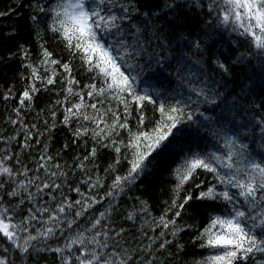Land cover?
<instances>
[{"label": "trees", "instance_id": "trees-1", "mask_svg": "<svg viewBox=\"0 0 264 264\" xmlns=\"http://www.w3.org/2000/svg\"><path fill=\"white\" fill-rule=\"evenodd\" d=\"M113 2L116 6L112 11L123 16L124 13L119 10L123 5L128 9L130 19L123 20L119 33H102V36L105 43L125 40L135 53L126 60L133 65L130 71L136 78V91L139 94L147 92L156 101V104L144 103L143 124L139 123L137 105L131 103L132 114L127 117L130 131L117 128L102 141L108 147H103L100 137L93 138L91 133L74 136L77 129H95L96 124L84 120L82 116L72 118L67 125L62 122L65 109L80 102L79 95L66 91L69 78L78 81L71 87L74 93L83 95L85 105L96 104L95 110L91 107L82 110L89 116L97 115L99 110L101 114L106 113L103 120L108 125L112 124L114 113L124 122V105L107 93L104 96L87 95L90 91L87 86L95 84L99 88L103 86V79L89 70L80 53L67 47L59 33L51 30L53 20L49 10L55 7L57 0H0V158L10 156L5 165L16 172L28 169L27 176L19 175L17 180L39 177L36 184L48 182L61 185L58 190L44 189L38 194L36 186L32 185L29 191L35 195L37 207L55 210L65 197L71 202L83 200L79 193L71 191L75 187L99 201L79 217H75V213L81 211L82 205L66 209L61 214V219L65 220L61 226L64 233L60 235L57 229L56 237L46 242L48 246H62L67 239L81 232L87 238L101 232L107 233V236L101 235L98 239L107 243L108 247L97 248V251H102L104 257L113 259L116 264L119 259L128 257H132L129 264H147L149 259L152 264H200L221 250L201 247L202 241L196 237L211 217L230 212L231 205L221 199L190 201L181 217L175 218L177 226L184 227V231L175 237L169 230L156 227L154 221L173 199L180 202L186 195L198 196L195 184L200 181H203L200 190L206 191L212 184H216L217 191L224 190V186L214 179V174L198 169L196 180L185 184L177 197L173 191L177 183L174 170L186 158L212 153L224 155L227 151L225 139L234 137L239 143L247 145V154L257 162H264V53L255 49L248 37L240 36L231 30V26L225 27L218 21L219 9L213 0ZM41 7L45 9L43 12ZM45 49L52 54L49 59L58 61L57 64L43 62ZM65 63L71 67L70 74L62 67ZM33 68L44 78L54 71L56 82L45 86L41 80L33 81ZM33 82L40 91L35 93L30 106L21 109L20 118L34 135L29 141L30 147L22 149L24 127L20 123H11V120L18 119L15 109L20 107L19 98ZM161 103L166 107H183V122L173 129L164 146L154 153L155 159L145 172L134 181L114 189L113 181L127 176L131 167L133 149L124 147L130 141V133L151 132L161 120L157 110ZM188 113L192 114L191 120L186 118ZM33 124L35 129L31 128ZM52 124L55 128L48 131ZM100 128H105V125L101 123ZM105 131L108 129L105 128ZM113 140L121 148L119 153L111 146ZM92 148H96V156L84 160ZM42 155L52 157L46 163L47 171L45 168L37 171L43 163L40 160ZM80 163L85 165L84 169L77 166ZM57 164L59 168L55 167ZM52 171L58 175L52 177ZM61 172L67 173V176L59 175ZM89 177L88 184L82 182ZM97 181L98 186L91 188L90 185ZM0 183H4L3 189H0L2 202L10 208L13 220L27 217V209L33 207V203L27 200V194H23L25 202L19 204L20 197L6 195L14 186L12 182L6 176H0ZM228 191L234 196L238 193L234 188ZM110 192L113 195H108ZM237 199L239 207L253 215L262 210L260 207L253 210L243 198L237 196ZM175 211L173 209L168 213L169 219L173 218ZM101 212L105 213V217H100ZM48 215L44 213L40 221L31 222L34 225L31 228L33 234L43 226ZM98 218L101 223L93 229L91 225ZM72 219L76 222L68 228L67 221ZM161 231L165 232V237L155 239L153 243ZM118 232L120 235L116 234ZM262 233L264 228L256 229L257 235ZM163 239L171 243L159 249L157 246ZM37 246L43 247L44 242ZM81 247L73 246L71 251L79 255ZM113 253L118 255L113 256ZM65 254H68L67 250ZM0 256H7L9 264H63L59 254L54 252L25 257L2 236ZM257 260H264V254H255V260L250 259L247 264H255ZM73 264L78 262L73 259Z\"/></svg>", "mask_w": 264, "mask_h": 264}, {"label": "snow or ice", "instance_id": "snow-or-ice-1", "mask_svg": "<svg viewBox=\"0 0 264 264\" xmlns=\"http://www.w3.org/2000/svg\"><path fill=\"white\" fill-rule=\"evenodd\" d=\"M213 3L219 9L217 19L222 25L225 27L231 26L233 32H237L242 37H248L255 49L261 50L264 53V0H219L218 3L217 0H213ZM115 6L113 0H57L55 7L49 10L52 13L53 20L50 26L51 30L59 33L69 49L81 54V59L88 65L89 70L94 71L103 79V86L99 88L95 84L88 85L87 87L90 91L87 95L90 97L94 94L104 96L107 93L117 100L118 103L124 105V122H121V117L114 113L113 122L111 125H108L103 120V115H106V113L101 114L97 110V115L89 116L82 111L87 107L95 110L97 106L96 104L85 105L83 95L74 93L71 87L72 84L78 83V81L74 78L68 79L69 87H67L66 91L69 94L79 95L80 102L65 109L62 122L67 125L72 118L79 116H82L84 120L93 121L96 124L95 129H77L73 135L79 137L91 133L93 138L100 137L103 147H108L109 145L103 144L102 141L110 137L112 132L117 128L129 130L127 117L132 114L129 107L131 103H135L138 111H140V124H143L144 121L142 111L144 103L147 101L156 104L152 95L147 92L139 94L136 91V78L130 71L133 65L129 64L126 60V57L134 56L135 53L129 49L127 42L120 39L115 43H105L102 36V33L113 35L119 33L123 20L130 19L127 8L121 5L119 10L124 15L118 16L112 11ZM44 10V8H40L41 12ZM51 55L45 49V60L43 62L57 64L58 61L49 59ZM62 67L66 73H71V67L68 63L63 64ZM55 76L56 73L54 71L47 78L40 76L35 68L32 71V80H41L45 83V86L54 84L56 82ZM39 91L40 89L34 82L24 89L19 98L20 107L15 109L18 119L11 120V123L23 125V119L20 118L21 109L25 106H30L35 93ZM7 98L5 97V99ZM57 103L60 102L58 101ZM157 110L161 114V120L151 132L139 131L137 133H130V141L124 147H131L133 149L131 167L127 176L117 177L113 181L114 189L121 188L125 183L134 181L145 172L148 165L155 159L154 153H157V150L164 146V142L172 135L173 129L181 124L185 118L184 108L177 105L166 107L165 104L161 103ZM108 111H111V109ZM52 116L53 118L55 117V112L52 113ZM98 116L99 118H97ZM186 118L191 120L192 114L188 113ZM101 123L108 129L107 132L105 128H100ZM45 124H48V122L45 121ZM23 127L25 136L23 138L22 149H27L30 147L29 141L32 140L34 133L30 131L28 125H23ZM31 128L35 129L36 125H31ZM51 128H55V124H52L47 130L50 131ZM110 143L117 153L121 151L116 141L113 140ZM64 147L68 148L69 146L64 145ZM225 147L227 151L224 155L212 153L209 156L196 155L186 158L174 170L177 183L173 189L176 196L179 197L184 185L194 182L197 178V170L203 169L206 172L214 174V179L224 186V190L217 191L216 184L207 187L206 191L200 190L201 184H203V181H200V183L195 184L196 189L199 191L198 196L189 194L183 197L180 202L173 199L164 213L154 221L156 227L169 230L170 234L175 237L179 232L184 231V227L177 226L175 218L181 217L182 211H186V205H189L190 201L194 199H221L231 205L229 215H215L211 217L200 235L196 237L197 240L202 241L201 247L221 250L217 254L207 257L200 264H247L250 259L255 260V254H264V233L261 235L256 234L257 228H264V162H257L247 154L245 151L247 145L239 143L234 137H227L225 139ZM46 151L47 149L45 148ZM95 156L96 148H92L89 156H85L83 159L88 160L89 157ZM9 159H11L10 156L0 158V176H6L14 185L6 195L9 197H20L19 204H23L25 202L23 194L26 193L27 200L33 203V207L27 209L29 213L27 217L14 221L10 208L3 204V196H0V236L9 242L13 249L18 250L25 257L39 255L41 252H54L59 254L63 264H73V259L78 264H116L113 259L104 257L102 251H97V248L105 249L108 247L107 243L101 242L98 239L101 235L106 237L107 233L96 232L91 238H87L86 234L81 232L67 239L62 246L55 248L48 246L46 242L56 237L57 229H59L60 235L64 233V229L61 226L65 220L61 219V214H64L66 209L72 208L74 205H82L81 211L75 213V217H79L92 204L99 201L94 196L82 193L79 187H75L71 188V191L79 193L83 200L77 199L71 202L65 197L62 202L56 205L55 210L48 207H37L34 202L35 195L29 191L32 185L36 186L37 194L43 192L44 189L58 190L61 188V185L48 182L36 184V180L39 177L17 180L16 177L19 175L27 176L28 169L24 168L21 172L14 171L12 167L5 165V161ZM40 160L43 163L39 165L37 171L40 168H45L47 171L46 163L47 161H51L52 157L42 155ZM17 163H19L18 160ZM77 166L80 169L85 168L83 163ZM55 167L59 168L60 166L57 164ZM222 170H227V172L225 173ZM50 175L56 177L58 173L52 171ZM59 175L67 176V173L61 172ZM90 180L91 177L82 182L88 184ZM98 184L99 182L97 181L96 184H91L90 187L95 188ZM3 187L4 183H0V189H3ZM229 188L237 189V195L230 194ZM108 195H113V193L110 192ZM237 196L243 198V201L249 208L255 210L260 207L262 210L256 212L255 215L242 210L239 207L240 201L237 199ZM34 208L35 211L33 210ZM173 209H176V211L173 214V218L169 219L168 213ZM37 213H39V216ZM44 213L49 214L47 219L43 221V226L33 234L31 228L34 225L31 222L40 221ZM100 217H105V213L101 212ZM129 219H132V217L129 216ZM75 222V219L68 220L67 227L71 228ZM100 223L101 219L98 218L93 222L91 227L95 229ZM186 227H191V225H187ZM116 234L120 235L119 232ZM144 235H147V233H144ZM160 237H165L164 231L159 233V237L153 239V243L155 239H159ZM41 241L44 242V246L38 247L37 244ZM170 243V240L163 239L157 247L164 249ZM89 244L94 247L89 248L87 246ZM76 245L82 246L79 249V255L71 251L73 246ZM148 248L151 249V244L148 245ZM66 250L67 255L65 254ZM4 251L7 252L8 249L5 248ZM112 255L116 256L118 254L113 253ZM130 259L132 257L121 258L118 264H129ZM0 264H9L8 257L0 256ZM147 264H152L151 259L147 261ZM255 264H264V260H257Z\"/></svg>", "mask_w": 264, "mask_h": 264}, {"label": "rangeland", "instance_id": "rangeland-1", "mask_svg": "<svg viewBox=\"0 0 264 264\" xmlns=\"http://www.w3.org/2000/svg\"><path fill=\"white\" fill-rule=\"evenodd\" d=\"M225 215H229V214H223V215H221V216H225Z\"/></svg>", "mask_w": 264, "mask_h": 264}]
</instances>
